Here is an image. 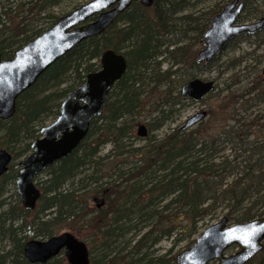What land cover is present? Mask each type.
Segmentation results:
<instances>
[{"label": "trees", "instance_id": "trees-1", "mask_svg": "<svg viewBox=\"0 0 264 264\" xmlns=\"http://www.w3.org/2000/svg\"><path fill=\"white\" fill-rule=\"evenodd\" d=\"M55 1L21 2L14 11H2L9 24L8 28L2 23L0 30L3 60L11 59L17 49L57 22L60 17L43 15ZM209 1L213 0H152L150 7L133 3L106 33L76 46L19 97L14 117L0 122V149L14 156L9 172L0 180V238L12 244L0 254V264L9 260L30 264L23 253L25 243L49 238L65 228L87 243L91 264H176L174 249L159 256L149 251L173 235L174 243L199 235L201 225L220 209L234 223L264 217V112L249 114L264 101V82L234 91L232 86L239 83L235 76L231 85L210 95L215 99L227 93L217 110L210 112L211 117L218 116L212 125L201 123L190 132L177 127L163 137L155 134L170 120L173 108L185 101L179 92L173 96L174 86L213 67L196 63L211 19L225 5L222 0L199 11ZM244 1L246 8L252 3ZM262 13L255 10L254 17ZM29 15L33 18L27 21ZM45 19L51 21L47 28L30 32ZM108 49L123 54L128 67L103 114L92 122L73 154L47 170L50 177L38 183L43 195L35 211L26 210L20 200L8 202L19 170L17 160L32 151L45 120L58 117L68 94L100 69L98 61ZM164 62L170 68L163 70ZM234 62L238 63L228 68L240 65L239 60ZM180 75L184 81H178ZM67 82L71 85L63 87ZM145 83L150 85L142 91ZM254 92L256 97L246 99ZM144 114L149 136L137 147L130 142L136 139L138 118ZM106 145L111 150L100 156V148ZM97 196L108 207L86 209ZM133 230L136 234L128 239ZM47 264L67 263L60 256ZM250 264H264V251Z\"/></svg>", "mask_w": 264, "mask_h": 264}, {"label": "water", "instance_id": "water-1", "mask_svg": "<svg viewBox=\"0 0 264 264\" xmlns=\"http://www.w3.org/2000/svg\"><path fill=\"white\" fill-rule=\"evenodd\" d=\"M135 1L145 6L152 4V0H92L16 50L13 58L3 60L0 54V121L14 117L19 97L53 64L83 41L106 32L119 14ZM243 8L241 0H233L212 18L203 38L204 48L198 53L200 63H211L236 37L253 35L264 29V19L240 22ZM94 17L95 20L91 21ZM126 70L127 63L122 55L113 50L105 51L101 70L89 74L86 82L63 101L58 118L42 128L41 138L32 143V153L19 164L16 189L25 209L34 210L42 196L34 183L35 178L70 156L86 139L92 121L102 115L109 93ZM214 89L213 81L195 79L183 87V97L200 101ZM206 115V112L196 114L184 129L201 122ZM138 134L146 136V126H140ZM12 159L8 151L0 150V179L8 172ZM232 246L239 247L240 251L227 255ZM263 250L264 217L235 225H230L228 218L224 217L203 230L192 247L179 253L176 264H211L214 261L217 264H249ZM62 251L68 264H90L86 243L68 232L45 241L31 240L24 247V255L32 264H46Z\"/></svg>", "mask_w": 264, "mask_h": 264}, {"label": "rangeland", "instance_id": "rangeland-1", "mask_svg": "<svg viewBox=\"0 0 264 264\" xmlns=\"http://www.w3.org/2000/svg\"><path fill=\"white\" fill-rule=\"evenodd\" d=\"M30 1H35V0H0V30L2 28V23H5L6 26L9 28V24L5 22L4 17L1 15L2 11L4 9L12 8L14 11L21 2H30ZM90 0H57L55 2H51L50 6H48L46 11H44L43 15L45 16H50L54 15L56 17H61L63 14L69 12L72 10L73 7L77 5H82ZM232 0H225V4L230 3ZM216 2H222V0H213L207 2L206 5H202L199 7V11H206L209 8L213 7ZM227 2V3H226ZM255 10H260L263 11L264 16V0H252L251 5L247 8V12H244L242 14V17L247 14L249 16V22H253L256 19H258L261 16L254 17V11ZM26 16V15H25ZM28 16V15H27ZM33 16L27 17V21L31 20ZM51 21L49 19L42 20L38 24H34L30 29L31 33L36 32L41 29H45L49 26ZM10 31V30H9ZM11 32V31H10ZM9 33L6 34L4 38H8ZM264 38V36H263ZM254 38L250 39H245L243 42L238 43L235 41L232 43L233 46L229 47L224 54L222 55L220 60H217L215 63H213V67L211 68L210 71H207L206 73H203V77L209 78L210 80H215L217 82L216 89L213 92L214 94H218L220 90H223L224 88H227L229 85H231L232 80L234 79L235 76H237L239 83L232 86V89L234 91H246L248 89H251L252 87H257L259 83L264 82L263 79V73L262 70L264 68V44L260 47L257 46V43L254 42ZM202 48V46H200ZM200 48V49H201ZM236 60L240 61V65L237 64V66L234 69L228 68L230 67V64L233 63H238L234 62ZM163 70H166L170 68V65L168 63H163L162 66ZM178 78V81L182 80L184 81V76L180 75ZM71 85V82H67L66 84L62 85L63 87H68ZM150 84L145 83L142 86V91H146L148 89ZM227 93H222L219 98H213L212 96L201 101V102H190V101H184L182 104L183 105H177L175 106L174 113L172 115V118L170 120H167L165 126L160 129L158 132H155V134L158 137H163L166 133H168L170 130L174 128H181L185 125L186 121L191 118L192 116L196 115L197 113L200 112H207L206 118L202 120L201 122L205 124L204 127H209V125L213 124L218 116L216 118L211 117V110H217L218 108V102L221 100V98L224 97ZM250 97L254 98L256 97L255 92L251 94V96H246V99H250ZM254 101L249 102V104H253ZM172 109V110H173ZM262 111L264 112V101L262 104L259 106L253 108L249 114L253 113H258ZM147 114H144L143 116H140L138 118L140 124H146L148 122V117H146ZM156 115V114H154ZM54 119L53 118H48L46 119V124H49L52 122ZM200 125L196 124L192 128H188L185 131H192L195 129H198ZM137 129V128H136ZM135 136H136V130H135ZM134 144V146H141L145 142L143 139H131L130 144ZM111 145H106L103 147L100 156L106 155L110 150H111ZM22 159H18L17 163L20 162ZM50 177V174L48 171H44L42 174H40L37 178V182H43L47 180ZM68 185L70 184L69 182L67 183ZM14 190H11L10 193L7 195L8 197V202H16L17 200H20V198L16 195V188L15 186L13 187ZM64 189H69L68 186H65ZM98 197V196H97ZM93 197L89 201V205L86 206V209H97V204L94 203V199H99L100 201L101 198ZM106 207H108V202ZM105 207V208H106ZM104 209V208H103ZM227 215V211H223L220 209L211 219H207L203 225H201V232L207 228L208 226L212 224H216L219 222L223 217ZM229 224H236L232 221L229 222ZM66 231H70L67 228L60 230L57 234L63 233ZM71 232V231H70ZM137 231H131L130 234L127 236L128 239L132 238V235H135ZM199 235L194 236L192 239H185L184 241L182 240L181 242L174 243V240L176 237L173 235L171 238H164L161 241L158 242V244L151 249V252L153 255H162L165 252H167L170 249H174V253L178 254L186 250L187 248H190L193 246L195 243L196 239L198 238ZM34 239H40V238H34ZM124 246V244H122ZM12 248V244L9 241L8 238H0V254L5 253L9 251ZM238 251L237 247H232L230 248L226 254L227 255H232L235 254ZM129 252V248L124 250V254ZM7 264H12L11 260L7 262ZM213 264H216L215 262Z\"/></svg>", "mask_w": 264, "mask_h": 264}, {"label": "flooded vegetation", "instance_id": "flooded-vegetation-1", "mask_svg": "<svg viewBox=\"0 0 264 264\" xmlns=\"http://www.w3.org/2000/svg\"><path fill=\"white\" fill-rule=\"evenodd\" d=\"M242 2L244 3V8H243V13H244L245 10H247V8H246L245 1L242 0ZM260 18H261V17H259V18L256 19L255 21L260 20ZM93 19H94V18H93ZM241 19L244 20L242 16H241ZM107 31H108V30H107ZM107 31H106V32H107ZM263 36H264V29H263L262 31H259V32L255 33V34H253V35H251V34H243V35H241V36H239V37H236V38L233 39L232 41H230V42L226 45V50H227L229 47L233 46L232 43H234L235 41H237V45H238V43H241V42H243L245 39H250V38H254V39H255L254 42H256V43H257V46L260 47V46H262V45L264 44V38H263ZM100 59H101V58H100ZM100 59H99L98 63H99V65L101 66ZM113 90H114V88H113ZM113 90H112V91H113ZM184 99H186L185 101L196 102V101L193 100V99H192V100H187L188 98H185V97H184ZM107 102H108V101H107ZM56 118H57V117H56ZM50 123H51V122H50ZM142 125H143V124H140V123L137 125V129H136V139H146V138L149 136V129H148V127H147V124H145V126L147 127V132H148V134H147L146 136H140V135L138 134V131H139V129H140V126H142ZM181 129H182V127H181ZM100 198L102 199V201H100L99 199H98V200H99L100 202H102V204H100L97 200H94V201L96 202V204H97L98 207L105 208V207H106V202H105V200H104L103 197H100ZM62 256L65 258L64 255H62Z\"/></svg>", "mask_w": 264, "mask_h": 264}, {"label": "bare ground", "instance_id": "bare-ground-1", "mask_svg": "<svg viewBox=\"0 0 264 264\" xmlns=\"http://www.w3.org/2000/svg\"><path fill=\"white\" fill-rule=\"evenodd\" d=\"M185 61V59L183 60V62ZM212 62V61H211ZM196 63L197 64H199L200 62H199V57H198V55H196ZM188 66V65H187ZM189 82H191V81H189ZM189 82H186V83H183V84H181V85H177V86H179V88H177V86H174V94H173V96H176V94H177V92H179L180 93V97L182 98L184 95H183V87L186 85V84H188ZM177 88V89H176ZM160 90H163L162 88H160ZM204 98H202L201 100H203ZM173 101H175V100H173ZM153 104V103H152ZM161 109V108H160ZM151 111H153L152 109L150 110V112ZM156 113V112H155ZM155 113H153V114H150V113H148V115L150 116V117H155L156 115H154ZM171 115V116H170ZM172 113H170L169 115H168V117L170 116V119L172 118ZM168 117H167V119H168ZM191 118H189L187 121H186V123H185V125H187V123H188V121L190 120ZM193 127V125H191V126H189L188 128H192ZM102 149H103V147H101L100 148V151H102ZM109 153V152H108ZM107 153V154H108Z\"/></svg>", "mask_w": 264, "mask_h": 264}]
</instances>
